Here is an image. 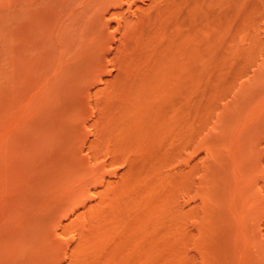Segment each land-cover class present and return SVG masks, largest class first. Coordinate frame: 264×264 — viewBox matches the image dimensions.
Here are the masks:
<instances>
[{"label": "rangeland", "instance_id": "obj_1", "mask_svg": "<svg viewBox=\"0 0 264 264\" xmlns=\"http://www.w3.org/2000/svg\"><path fill=\"white\" fill-rule=\"evenodd\" d=\"M0 264H264V0H0Z\"/></svg>", "mask_w": 264, "mask_h": 264}]
</instances>
